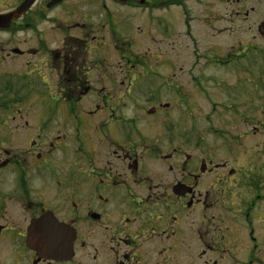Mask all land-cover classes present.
Wrapping results in <instances>:
<instances>
[{
    "label": "flooded vegetation",
    "instance_id": "af4514ba",
    "mask_svg": "<svg viewBox=\"0 0 264 264\" xmlns=\"http://www.w3.org/2000/svg\"><path fill=\"white\" fill-rule=\"evenodd\" d=\"M25 1L0 0V15L14 12ZM144 1L140 5V0H32L17 16L0 18V35H6L0 39V72L23 79L27 69L41 71L40 56H46L54 78L50 83L43 78L42 83L56 91L58 107H73L100 86L103 103L93 105L94 111L87 114L98 113L97 118L104 113L106 98H113L124 109L122 94L128 95L131 84L103 85L97 78L99 85H93L90 71L107 67V58L105 54L104 59L92 57L88 41L97 38L93 32L108 34L110 29L112 34L128 37L126 20L116 15L122 9L166 12L178 6L186 25L189 0ZM250 3L243 7L235 30L220 29L218 21L212 25L215 32L209 49L213 64L217 69L235 65L224 72L233 88L236 79L239 84L253 72L260 73L259 77L264 74V0ZM231 14L239 18L233 8ZM118 20L124 27L118 29ZM43 24L57 29L60 37L56 46L40 50L29 35L40 27L43 33ZM16 34L24 37L12 41ZM220 39L226 43L219 45ZM118 42L124 45L126 40ZM118 52L121 59L131 60ZM26 55L39 63L30 69L21 63ZM196 57L194 67L202 56ZM213 84L217 87L216 78ZM195 89L202 93L199 87ZM146 93L152 94L150 90ZM39 103L36 93L26 92L25 87L0 92V238L7 235L5 249L13 264H221L226 260L264 264V160H260L264 150L256 153L230 146L225 153L230 161L218 163L212 153L187 152L191 136L186 127L182 125L173 135L175 125L168 124L166 117L158 120L159 127L148 137L138 132L136 117L113 114L85 126L82 143L75 136L76 126L67 122L70 114L47 123L29 122L27 113H33ZM248 120L238 119L233 131L241 133L227 134L223 141L232 139L240 148L246 138L264 132L263 126L250 128ZM127 121L132 123L129 134L111 133L116 122L126 128ZM162 123L167 125L165 131ZM195 137L196 148L204 134ZM139 145L145 150L138 151ZM32 179L37 183H30ZM27 218V224H22ZM39 218L59 223L52 231L70 239L72 254L69 248L68 256L49 260L26 247L27 225ZM12 236L20 245L11 247Z\"/></svg>",
    "mask_w": 264,
    "mask_h": 264
},
{
    "label": "rangeland",
    "instance_id": "374dc122",
    "mask_svg": "<svg viewBox=\"0 0 264 264\" xmlns=\"http://www.w3.org/2000/svg\"><path fill=\"white\" fill-rule=\"evenodd\" d=\"M186 3L189 10V15H187L189 24L187 26H183V16L178 7H172L170 11L166 12L147 9H122L116 12V15L118 18L124 19L123 21L126 20V26L129 27L131 33L130 35L127 32L129 38L116 35V33L112 34V29L108 31V34L102 31L93 32L92 34L97 38L92 41L88 38L90 40L88 41V50L92 54L91 56L104 59L103 55L105 54L107 58V63L104 64L107 67L101 68L102 66H100V68L97 67L90 71L91 83L95 86L99 85L97 78L101 80L103 85H119L122 82V85L126 87L130 83L131 91L126 96L122 94L126 107L124 109H121L113 98L110 101L106 98L107 109L104 113L98 115L97 118L94 116L98 113L87 114L89 110L94 111L93 105L103 103L104 93L99 92L100 86L81 99L79 104L67 109L58 107V94L49 84L45 86L42 83L43 78H46L49 83L54 78V73L47 68V61H44L46 56H40L41 60H39L40 62L43 61L42 64L44 65L41 68L42 73L39 68L29 71L27 69L22 72L23 79L19 80L16 78L17 75H7V71L6 73L1 71L0 92L6 89L15 91V89L18 90L22 87H25L26 92L28 89H32L39 97L40 103L32 109L33 113H27L28 121L47 123L61 119L65 113L68 116L70 114L67 122L76 126L77 130L74 132L76 135H74L82 143H84L85 126L100 123V118H109L113 114L123 118L136 117L138 132L148 137L153 134L155 128L159 127L158 120L166 117L168 124L174 123L175 125L173 131L176 133L173 135L180 132L178 128H181L182 125L186 127V134L191 136L186 142L187 152L197 153L200 156L212 153L214 161L218 163H222L224 160L230 161V157L225 154L228 148L231 149L230 146L256 153V150H264V143L262 142L264 132L246 138L243 145H238L240 148L235 145L238 142H231L232 139L223 141L227 134L241 133V131H233V127L238 119L244 117L250 120L249 123L252 124L250 128H253V125L258 127L257 130L262 129V126L264 128V74L259 77L260 73L258 75L253 72L250 77L245 78L239 84V80L236 79L234 88L229 87L227 82L230 83L231 79L224 72L229 73L235 68V65L231 64L228 67L217 69L218 67L213 64L212 53L209 49L211 38L215 32L212 28L213 23L218 21L220 29L231 27L235 30L243 17V7L253 3H250V0H201L197 3L189 0ZM232 8L234 11H239V18L231 14ZM91 22L95 23L97 19H92ZM118 22L120 21L118 20ZM59 26L62 25L59 24ZM116 26L120 29L124 27V23H117ZM42 29H44L43 33H41V27L37 33L28 32L30 33L29 39L36 48L43 50L45 46L49 48L54 46L56 42L59 43L60 34L57 29L53 30L44 24ZM225 34L228 35L227 32H224V37ZM5 37L6 35H0V39ZM23 37L24 35L20 34L11 36L12 41H17ZM118 40H126V43L121 45ZM195 43L200 46L199 52L195 50ZM225 43L226 40L223 43L221 39L218 40L219 45ZM117 50H121L122 54H126L131 60L121 59ZM131 55L135 56L134 59ZM197 55L202 57L201 59L199 57L200 62L197 67H194ZM35 60L26 55L24 59L22 58L21 63L24 65L27 63V66L32 69L31 65L33 66V63L37 62ZM3 69L5 70V68ZM23 73L27 74L24 76ZM214 78L218 81L217 87L213 84ZM195 87H199L202 93H199ZM147 90H150L152 94L146 93ZM162 104L169 106L161 108ZM231 106L236 109H230ZM152 110L153 112L156 110V112L154 114L149 113ZM234 113L235 116H233ZM120 123L116 122L117 125L111 130V133L129 134L128 127L132 123L127 121L125 123L126 128H121ZM160 125L165 131L167 125L163 123ZM103 130L108 131L109 129ZM65 131L69 132L68 130ZM166 131L171 134L168 130ZM201 133L204 134L203 140L200 141V144L196 142L195 148L193 139L197 140L198 138L195 136ZM141 150H145V146L139 145L138 151ZM260 160L263 161L264 158ZM259 166L263 165L259 164ZM33 180L34 183L38 181L32 179L30 183ZM14 194L20 195L18 192ZM60 214L63 213L60 212ZM262 214L264 216V209ZM27 220L28 218L22 224H27ZM253 227L256 230L259 229L255 223ZM6 236L0 238V264H13L12 257L7 255L5 249ZM262 237L264 243V234ZM11 240V247L20 245L13 236ZM221 264H230V262L226 260Z\"/></svg>",
    "mask_w": 264,
    "mask_h": 264
},
{
    "label": "water",
    "instance_id": "95a60500",
    "mask_svg": "<svg viewBox=\"0 0 264 264\" xmlns=\"http://www.w3.org/2000/svg\"><path fill=\"white\" fill-rule=\"evenodd\" d=\"M31 2L32 0H26L13 13L6 15L7 18L25 11ZM3 17L5 16H0V18ZM52 225L54 227L57 225L55 220L52 222L45 218L33 220L27 229L26 246L34 250L41 258L57 260L67 254L71 248V241L70 239L66 241V237L53 232Z\"/></svg>",
    "mask_w": 264,
    "mask_h": 264
}]
</instances>
